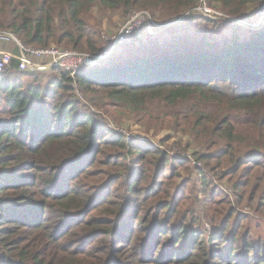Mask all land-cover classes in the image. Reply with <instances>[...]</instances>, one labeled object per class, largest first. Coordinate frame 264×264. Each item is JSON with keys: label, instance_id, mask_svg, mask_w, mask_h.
Wrapping results in <instances>:
<instances>
[{"label": "trees", "instance_id": "trees-1", "mask_svg": "<svg viewBox=\"0 0 264 264\" xmlns=\"http://www.w3.org/2000/svg\"><path fill=\"white\" fill-rule=\"evenodd\" d=\"M197 2L0 0V30L39 48L99 54L115 12L166 24L73 76L0 75V264H264V26L168 25ZM108 109L168 135L127 138Z\"/></svg>", "mask_w": 264, "mask_h": 264}, {"label": "built area", "instance_id": "built-area-1", "mask_svg": "<svg viewBox=\"0 0 264 264\" xmlns=\"http://www.w3.org/2000/svg\"><path fill=\"white\" fill-rule=\"evenodd\" d=\"M190 13L200 14L206 19L211 20L226 18V20L235 21L241 26L246 24L243 20L228 19L221 11L210 5L208 0H198L195 7L189 12H185L176 20L168 23V25L178 23L182 18H187ZM252 14L253 17L249 24L250 28L254 30L261 29L264 26V2L262 0L258 2ZM164 26V23L156 21L146 11L131 10L127 13L125 22L117 33L111 36L106 34L100 36V40L105 42L109 48L99 54L80 53L76 50L61 49L55 46L45 48L28 46L22 44L11 30L3 29L0 30V43L11 45L14 51L0 52V75L4 74L9 69L10 63L15 60L17 71L21 73L52 72L57 76L60 73H69L70 76H73L79 70L94 67L99 61L112 56L117 47L123 45L134 35L137 38L152 36L159 33ZM76 95L79 99H82L80 93L77 92ZM116 131L130 138L124 132ZM196 165L199 166L198 164Z\"/></svg>", "mask_w": 264, "mask_h": 264}, {"label": "rangeland", "instance_id": "rangeland-1", "mask_svg": "<svg viewBox=\"0 0 264 264\" xmlns=\"http://www.w3.org/2000/svg\"><path fill=\"white\" fill-rule=\"evenodd\" d=\"M260 2V1H259ZM262 2H264V0H262ZM257 7V6H256ZM254 10V9H253ZM151 16V15H150ZM253 14L252 12L245 17H241V19L239 20H243L246 24H243L244 28H250V22L252 20ZM229 19V17H227ZM126 18H123L121 13L115 12V13H110L107 16L102 18V21L99 24V28H98V36L100 37L102 34H106V35H113L115 33H117L119 31V29L121 28V26L124 24ZM157 21H160L165 23V20L163 19V17L160 16L155 18ZM166 25V24H164ZM101 41V40H100ZM102 42V41H101ZM103 45L105 44L104 42H102ZM5 45V44H3ZM0 43V46H3ZM8 46L6 47V50H3L5 52H12L13 51V47L11 45H5ZM56 47V46H55ZM108 47V46H107ZM12 49V50H11ZM6 73V72H5ZM48 73V72H47ZM107 111V115H109V117L102 113V117L110 123V126L112 127H116L114 128L115 130H119L124 132L126 135L130 136V138H140V137H144L145 139H151L154 142H157L159 139H164L168 133L166 131H158V132H152L149 131V134H145L143 131V129L139 126L136 125V123L134 122V120L129 118V121L126 120V118H120V114L118 115L114 109H108ZM177 137V136H175ZM186 138V137H184ZM171 141L168 142V145L171 147L172 144H170ZM165 146V148H166ZM172 148V147H171ZM169 150V152L174 153V154H178V155H182L183 153L176 150L175 148H173L172 150ZM207 173V170L204 169ZM193 176H194V172H193ZM207 177L210 176L209 173L206 174ZM213 181H215V178H212ZM218 185V187L223 190V191H227V187L223 186L222 183H219L218 181H215Z\"/></svg>", "mask_w": 264, "mask_h": 264}, {"label": "crops", "instance_id": "crops-1", "mask_svg": "<svg viewBox=\"0 0 264 264\" xmlns=\"http://www.w3.org/2000/svg\"><path fill=\"white\" fill-rule=\"evenodd\" d=\"M2 45H3V44H2ZM6 47H8V46H5V45L0 46V52L3 51V50H6ZM11 50H12V49H11Z\"/></svg>", "mask_w": 264, "mask_h": 264}]
</instances>
